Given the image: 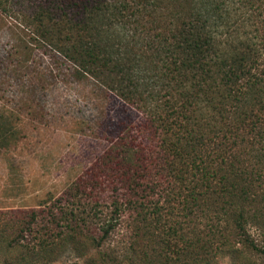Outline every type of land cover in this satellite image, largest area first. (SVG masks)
Returning <instances> with one entry per match:
<instances>
[{"label":"trees","instance_id":"obj_1","mask_svg":"<svg viewBox=\"0 0 264 264\" xmlns=\"http://www.w3.org/2000/svg\"><path fill=\"white\" fill-rule=\"evenodd\" d=\"M36 4L37 37L144 122L63 195L10 217L6 245L26 255L11 263L70 248L85 264H264V0ZM162 58L173 79L149 70Z\"/></svg>","mask_w":264,"mask_h":264},{"label":"rangeland","instance_id":"obj_2","mask_svg":"<svg viewBox=\"0 0 264 264\" xmlns=\"http://www.w3.org/2000/svg\"><path fill=\"white\" fill-rule=\"evenodd\" d=\"M37 1L0 0V241L7 235L0 243V264L26 256L6 245L14 213L63 195L93 172L118 139L134 135L144 122L140 111L91 78L78 77L37 37ZM149 70L167 80L174 77L165 58ZM123 227L115 236L117 248L127 244ZM27 264H35L34 254ZM50 264H85V258L67 248ZM209 264L238 262L221 256Z\"/></svg>","mask_w":264,"mask_h":264}]
</instances>
